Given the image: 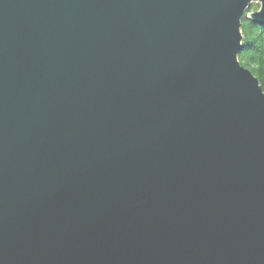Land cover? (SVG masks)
Segmentation results:
<instances>
[{
	"label": "water",
	"instance_id": "water-1",
	"mask_svg": "<svg viewBox=\"0 0 264 264\" xmlns=\"http://www.w3.org/2000/svg\"><path fill=\"white\" fill-rule=\"evenodd\" d=\"M264 0H0V264H264Z\"/></svg>",
	"mask_w": 264,
	"mask_h": 264
},
{
	"label": "trees",
	"instance_id": "trees-1",
	"mask_svg": "<svg viewBox=\"0 0 264 264\" xmlns=\"http://www.w3.org/2000/svg\"><path fill=\"white\" fill-rule=\"evenodd\" d=\"M248 9L242 19L243 48L239 54L242 65L250 69L264 89V24L252 21Z\"/></svg>",
	"mask_w": 264,
	"mask_h": 264
},
{
	"label": "rangeland",
	"instance_id": "rangeland-1",
	"mask_svg": "<svg viewBox=\"0 0 264 264\" xmlns=\"http://www.w3.org/2000/svg\"><path fill=\"white\" fill-rule=\"evenodd\" d=\"M259 8H260V4L259 3H257V2L252 3L251 9H253V11L258 10Z\"/></svg>",
	"mask_w": 264,
	"mask_h": 264
},
{
	"label": "bare ground",
	"instance_id": "bare-ground-1",
	"mask_svg": "<svg viewBox=\"0 0 264 264\" xmlns=\"http://www.w3.org/2000/svg\"><path fill=\"white\" fill-rule=\"evenodd\" d=\"M251 7V6H250ZM250 9V8H249ZM250 14V13H249Z\"/></svg>",
	"mask_w": 264,
	"mask_h": 264
}]
</instances>
